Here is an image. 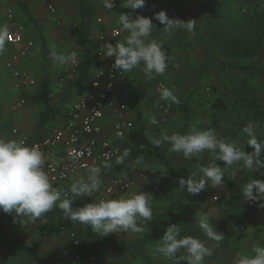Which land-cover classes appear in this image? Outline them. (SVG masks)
I'll return each instance as SVG.
<instances>
[{"label":"rangeland","instance_id":"1","mask_svg":"<svg viewBox=\"0 0 264 264\" xmlns=\"http://www.w3.org/2000/svg\"><path fill=\"white\" fill-rule=\"evenodd\" d=\"M34 1H38L41 5L34 7ZM92 1L96 9L94 41L101 30L100 26L97 25L96 18L100 17L108 29H119L122 32L119 42H124L128 33L118 25V15L121 13L131 14L133 19L137 16H144L152 19L155 26L149 39L160 42L169 56L168 67L163 75L154 73L149 78L137 68L124 73V77L121 79L123 82L121 90L124 98L120 99L118 103L125 104L126 112L129 108H137L136 94L139 89H142V99L138 111V115L141 116L142 127L138 129L140 132L138 139L143 138L141 136L144 134L152 136L147 137L148 139L143 138L142 146L149 145L150 138H158L162 133L169 135L173 133L185 134L194 126L199 130L213 129L218 138L235 142L237 147H244V150L250 153L253 148L246 144L247 135L242 131L249 121L256 125L257 136L264 139L263 77L244 70L232 72L222 69L223 65L218 68L210 61L213 55L224 65H249L264 68V30L255 33L253 40L249 42L241 39L236 40L238 38L234 37L237 33L236 29L226 27L225 31H221L220 25L212 26L210 22L204 20L198 11L194 10L192 16L196 25L202 29L205 35L204 43L199 44L195 34L186 31L184 35L186 46L180 50L174 48L170 50L161 38L164 25L162 26L159 21L154 19V13L161 10L167 13V9L171 7L175 11L174 15L179 18L184 16L186 22L191 18L180 0H146L143 9L135 10L122 7L123 0H114L113 9L106 8L104 0ZM21 2L30 7L36 24L43 32H38L35 25L23 15L20 9ZM234 2L237 10L245 14L249 12L250 8L264 10V0H234ZM54 3L55 13H52L46 0H0V27L6 26L9 30L10 22L6 17V12L12 10L14 23L24 26L25 41L34 43L32 54L27 57V60L23 61V57L18 62V64L21 63V71L32 76L38 85V79L41 80L42 78L39 76L43 75L44 60H47L49 67L55 68L59 73V89L55 90L54 98L55 100L61 99L66 106L71 104L69 106L71 108L85 91L79 92L69 89L65 81L67 79L65 71L71 70L72 64L63 67L57 66L50 59V56L53 50L58 54L75 53L79 63L81 44L73 30L77 25L81 0H55ZM206 6L209 7L206 4L200 8L204 9ZM41 34L46 39V45L42 42ZM222 34L226 39L220 40L218 38ZM237 43L242 44L241 52L232 53L231 51L234 50L232 47ZM224 44L226 45L224 46ZM17 52L9 46L7 41L5 42V50L0 52V68L4 73L6 82L11 80L15 83L13 73L8 71L9 68L6 67V63ZM162 86L174 88V94L179 97L181 102L174 104L170 101L161 100L159 89ZM2 87L4 84L0 83V90ZM23 90L26 93V90L22 88ZM76 95H80V97L76 98ZM216 100L225 103L227 108L218 109L215 107L214 102ZM22 101L25 100L22 99ZM162 105H169L171 114L168 124L157 129L151 122V117L158 118L159 108ZM12 129V124H9L6 132L14 137V129ZM136 142L133 144H139ZM163 146L164 157L162 159L154 158L151 162L136 159L129 163L126 158L122 166L127 165V167L117 169L118 171L126 169V172L124 173L125 170L121 171L117 176L123 179H137L138 185L150 189L154 201L157 200L162 203L166 199L168 204L174 201L179 204L182 203L177 206L176 212L179 218L183 214L186 221H183V224L179 226L181 236L199 238L213 249L212 255L205 257L204 264H236L238 254L252 255L254 246H264V209L259 207V204L264 203V201L253 202V206H251V202L245 201L242 193L243 186L250 179L264 180V168L250 174L246 171L237 172L236 166H233L226 170L223 186L212 188L209 184L198 195H190L186 188H180V178L188 179L192 172L198 171L200 165L207 166L210 163H217L224 167V162L215 161L212 154L206 150L194 156L199 162L189 163V159H185L182 154L169 153L168 148L170 146L168 144ZM261 158L264 159V156ZM137 160L140 161L139 164L135 163ZM154 160L155 162H152ZM128 164L132 167L128 168ZM130 169L135 172L134 176L130 177L132 172ZM140 174L144 176L142 179L137 177ZM238 191H241L239 196L237 195ZM235 196H237V200L234 199ZM230 201L234 205H231ZM152 210L153 219L148 223L140 222L139 227L143 229L139 232L142 235V240L147 234H152L153 238L159 237L161 235L160 230L164 228L165 209L162 210L158 207L157 209L152 208ZM242 214H245L246 217H241ZM202 219L208 222L218 233L223 234L224 239L219 244L208 240L203 234L199 227ZM93 234L96 235L94 232ZM114 234L116 233L105 236H109L107 238L110 245L113 242L111 237ZM161 243L162 239L157 242L152 239L150 253H153L157 245ZM119 245L116 251L117 254L121 255V261L120 263L118 261L117 264H128L130 261L132 262L131 257L135 258V256L144 259L148 257V261H151L150 255L143 251V244L133 242L131 248L126 242ZM141 250L142 252H140ZM96 252H99L98 262L102 260L103 264H115L112 252L110 255L104 254L105 252L99 249ZM136 252L140 253L135 255Z\"/></svg>","mask_w":264,"mask_h":264},{"label":"clouds","instance_id":"2","mask_svg":"<svg viewBox=\"0 0 264 264\" xmlns=\"http://www.w3.org/2000/svg\"><path fill=\"white\" fill-rule=\"evenodd\" d=\"M146 0H123L122 7L128 9H143ZM104 6L113 9L114 0H104ZM154 19L164 25L166 34L184 29L194 33V20L183 21L169 18L164 10L154 13ZM117 23L128 33L124 42L111 43L105 47L104 55H115L113 68L123 73L139 68L149 78L155 73L163 75L168 67L169 56L160 42L149 39L154 25L152 19L144 16L132 18L131 14L121 13ZM7 28L0 27V52L5 50ZM54 47V46H53ZM50 59L57 66H67L76 63L75 53H57L52 51ZM160 99L179 104L181 101L175 95L174 88L161 87ZM156 123V118L151 117ZM256 125L249 121L242 129L247 135L246 144L252 146V152H246L237 147L235 142L220 139L213 129L199 130L192 127L185 134L162 133L158 138H150V143L157 148L168 144L169 153H180L185 159H191L207 150L215 161H223L224 167L217 163L198 166V171L190 174L188 179H179L181 189L190 195H198L210 184L212 188L223 186V177L227 169L236 166V171L252 173L264 168V139L256 134ZM130 155L125 149L117 155L115 165H122ZM139 164L140 161L135 162ZM45 158L38 145H27L24 140L0 137V212L16 214L35 222L54 208L62 212L64 219L89 226L96 233L106 236L110 233L133 232L139 233L143 229L138 222L153 219L151 205L152 196L143 192H133L119 199H101L98 202L87 203L82 207L73 208L76 198L92 196L97 193L103 183L101 166H89L86 173L79 176L70 184L66 191L57 190L44 170ZM103 167L112 168V163H105ZM255 190V193H254ZM245 201H264V181L250 179L242 188ZM259 207L264 209V203ZM15 222V218H14ZM200 229L208 240L219 244L224 239L208 222L201 220ZM183 250L184 254H180ZM213 249L204 241L192 236H181V229L177 224L167 227L162 237V243L157 245L154 253L171 259L175 264L180 260H187L188 264H204L205 257L211 256ZM179 253V255H177ZM236 264H264V246L256 245L252 248V255L238 254Z\"/></svg>","mask_w":264,"mask_h":264},{"label":"crops","instance_id":"3","mask_svg":"<svg viewBox=\"0 0 264 264\" xmlns=\"http://www.w3.org/2000/svg\"><path fill=\"white\" fill-rule=\"evenodd\" d=\"M34 7L40 6L41 4L37 1H34ZM173 8L167 9V15L169 18H177L185 21L184 16L181 18L177 17V15H174ZM181 13V12H180ZM40 15V14H38ZM163 26V25H162ZM40 28H38V32H40ZM43 32V31H42ZM185 30L184 29H179L171 34H166L163 31L162 28V34L161 38L163 39L164 42H166V46L168 49L173 50L177 49H183L186 44H185ZM122 37V36H121ZM121 39V38H120ZM118 40V42L120 41ZM46 41V39H45ZM45 41H42L44 45L47 43ZM46 43V44H45ZM11 48H13L15 51L19 49V47H14L9 45ZM34 49V48H33ZM24 57V60H27V57L32 54V51ZM44 69H43V75L39 76L45 78L47 76L50 85H51V99L50 103L53 106L59 107L61 115L55 117L54 119L51 120V122L46 126V128L42 129L38 133V121H39V113L42 111V107L36 103V94L37 91L40 88V82L41 80L38 79V85L35 84L34 86H20V80L14 79L15 83L11 80L9 82L5 81V77L3 76L4 73L2 69L0 68V83L4 84V87L0 90V137H5L9 139H32L34 136L37 134L42 133L39 141L41 139H44L46 137H49L53 131V129L58 128V127H63L65 125V114L69 111V106H66L61 99H56L54 98L55 95V90L59 89V73L58 70H55V68L49 67L47 60H44ZM5 68V64H4ZM14 70H22L21 63L16 64L14 69H9L8 71L11 73H14ZM64 74V71H63ZM65 75H67L65 73ZM13 77V76H12ZM32 78V76H31ZM33 79V78H32ZM66 79V78H65ZM34 80V79H33ZM35 81V80H34ZM66 84L69 88V79H66ZM36 82V81H35ZM123 85L122 80H120L117 84L115 93H114V100L116 103L120 102V99L124 98V94L122 93L121 87ZM22 88L26 90V93H24V90L22 91ZM32 88V89H30ZM70 89V88H69ZM74 90V89H71ZM77 91V90H76ZM80 92V91H79ZM76 98H79L80 95H76ZM23 101V106L17 107V104L19 102ZM81 98V97H80ZM79 98V99H80ZM78 99V100H79ZM142 99V97H141ZM140 99V102H141ZM77 100V101H78ZM16 101V102H14ZM76 101V102H77ZM138 102L137 108H129L127 112H125V119L127 121H133L135 124L134 129L131 131L130 135L127 136L124 140L119 142L120 147L122 148V152L125 149L130 150V155H131V150L136 149L138 147H142V143L144 141L143 138L148 139L147 137L150 136V134L141 136L143 138L138 139L139 136V130L142 127V122H141V116L138 115L139 111V104ZM137 103V101H136ZM66 106V107H65ZM112 112H107V115L105 119L102 122V127L105 130L106 137L116 143V140L113 136V125H114V120L112 117ZM139 117H138V116ZM138 118V119H137ZM12 124L13 129L18 131V134H13L16 136L12 137V135L9 132H6L7 130V125ZM165 125L156 127L158 128H163ZM12 129V130H13ZM4 132V134H2ZM152 137V136H150ZM143 139V140H142ZM138 140V142H136ZM38 141V140H36ZM134 142L139 143V144H133ZM164 146L160 147V151L163 152V157H164V151H163ZM130 155L127 157L129 163L130 161L133 162V160L136 159H130ZM162 157V158H163ZM154 158H157L155 155L153 156H148V157H140L137 159H141L142 161H150ZM161 158V159H162ZM159 159V158H158ZM115 162V161H114ZM112 162L113 167L112 168H106L103 167L102 164L101 166V179L103 181L100 190L97 193H94L92 196H87V203H92L94 201H99L101 196L104 194V190L109 182V180L117 176V174L121 173V171L126 172V169L124 170H117L119 167L124 168L126 166L122 165H115V163ZM152 162H155L152 161ZM153 164V163H151ZM124 165V164H123ZM132 167L131 165L128 168ZM117 170V171H116ZM132 171V169H130ZM133 172V171H132ZM131 172V176H134V173ZM86 171H79L76 175L72 176L70 180L66 182V184L63 186L64 189H69L70 184L74 182L76 178L79 176L85 174ZM139 176V175H138ZM137 176V177H138ZM107 178V179H106ZM136 182V185L131 188L130 190L122 193L116 192L114 195L108 197L107 199H119L121 196H128L129 194L133 192H143L147 193L149 195L151 194L150 189L142 188V186L137 184V179H134ZM165 191V190H163ZM153 196L152 199L153 200ZM169 203V202H168ZM167 203V200L164 199L162 203H160L157 200L151 201L152 208L157 209L158 207L165 209L164 215H165V222L168 219V210L170 208V205L172 203H175V206L177 207L178 205L180 206L178 202H171L170 204ZM77 202L76 200L73 202L72 207L76 208ZM177 212V211H176ZM183 215V214H182ZM179 218L177 216V213L171 218V223L176 224L179 223L183 224V221H185L184 215ZM154 216V215H153ZM15 218V222H14ZM186 222V221H185ZM140 225V222H138V226ZM178 226V225H177ZM178 226V227H179ZM86 226L82 225L78 222H72L71 220L64 219L62 212L58 209V207L54 208L51 212L45 214L41 218L37 219L35 222H32L30 219H26L24 217H16V214H6L3 212H0V264H81L80 262L76 261L75 256L78 253H81L83 256L87 255H95L96 259H98L99 252H96L101 250L105 252L104 254L110 255L111 252L114 256V261L115 264L120 263L121 261V255L117 254L116 248L120 246L119 244L122 243H128L129 247L132 246L133 242L141 243L143 244V251L147 253V255H150L151 261H148L145 258H141L140 256H135L131 257L132 262L128 264H175L174 261L168 258L162 257L158 253H150V247H151V240L153 239L155 242L159 241L162 239L163 235L166 232V228H163L160 230L161 235L159 237H154L152 234H147L145 238L142 240V235L140 233H133V232H120L114 234L111 238L113 241L111 245L109 244V240L105 236H101V233H96L92 230V232L96 233L94 235L92 233L91 238L88 239L86 244H84L82 247L81 252H78V248H75L74 245L72 244V239L70 236V232L76 231L79 233V230L84 229L85 230ZM86 232H84L85 236ZM131 248V247H130ZM142 252V250L140 251ZM140 252H136L135 255H137ZM180 254H184L183 250L181 251ZM179 255V253L177 254ZM186 255V254H185ZM103 264L102 260L97 261L92 263V264ZM179 264H188L187 260H180Z\"/></svg>","mask_w":264,"mask_h":264},{"label":"built area","instance_id":"4","mask_svg":"<svg viewBox=\"0 0 264 264\" xmlns=\"http://www.w3.org/2000/svg\"><path fill=\"white\" fill-rule=\"evenodd\" d=\"M54 1L46 0L52 13H55ZM6 17L10 22L6 41L11 46L19 47L18 52L12 55L6 63L7 68L14 69L15 65L31 52L34 43L25 41L24 26L14 23L12 10L6 12ZM96 22L97 25L103 27V30L98 32V37L94 41L95 68L83 96L65 114V125L53 129L49 137L32 144L28 143V139H20L29 146H39L45 158L44 170L57 190L66 191L63 187L66 182L79 171H86L89 166L114 162L117 155L122 153L119 142L127 138L134 129V123L125 119V104L116 103L114 100L117 84L124 77V73L122 70L113 68L115 55L112 57L104 55L106 45L111 43L115 46L122 32L117 28L108 29L100 17L96 18ZM78 66L76 59V63L72 64L73 68L65 71L67 79H74ZM13 76L16 80H20V86L27 87L36 84L26 72L14 70ZM21 106H23V101L17 104V107ZM107 112H112L113 136L116 143L106 137V132L101 125ZM170 114V106L162 105L159 108L156 123H154L155 127L168 124ZM14 134H18V131L14 130ZM143 177V174L138 176L139 179ZM135 185L134 179L114 176L109 180L100 200L107 199L116 192H126ZM250 205L253 206V202ZM70 236L74 247L79 248L81 240L77 238L78 233L72 231ZM75 259L81 264H92L97 260L95 255L83 256L81 253H78Z\"/></svg>","mask_w":264,"mask_h":264},{"label":"trees","instance_id":"5","mask_svg":"<svg viewBox=\"0 0 264 264\" xmlns=\"http://www.w3.org/2000/svg\"><path fill=\"white\" fill-rule=\"evenodd\" d=\"M181 3L184 4L186 11L190 15V20H194L192 13L195 11H198L200 15L204 18L205 21L210 22L212 26H219L220 30L225 31L226 27H232L233 29H236L237 33L234 36L235 38L238 37L236 40L241 39L242 41L249 42L253 40L255 33H257L259 30H264V10H258L254 8H250L249 12L247 14L242 13V11L237 10L236 4L234 0H180ZM206 4L209 5V7H205L204 9L200 8L202 6H205ZM20 9L25 17L35 25V27L38 29V25L35 22V18L33 16V13L30 9V7L24 3H20ZM202 9V10H201ZM96 14L95 4L92 0H81V4L79 7V13H78V20L76 28L73 30L75 35L80 41L81 44V54L79 58V66L77 68V74L76 77L69 81V88L74 89L80 92H84L87 89L89 78L91 77L92 71L95 68V62L93 60L94 55V40H93V31H94V16ZM101 30H103V27H100ZM194 34L196 36V40L199 44H203L205 41V35L202 32V29L199 26H195ZM42 41H45L44 36L41 34ZM220 40L226 39L225 36L223 37V34L218 37ZM226 44H224L225 46ZM244 45V44H243ZM241 46L242 44L237 43V45L234 44V50H232V53H239L241 52ZM211 63L216 66L220 67V65H223L221 68L226 69L232 72L236 71H248L253 74L261 75L264 79V68L256 67V66H239V65H224L222 62H219V60L214 57L213 55L210 58ZM51 85L47 78H43L40 82V88L37 91L36 94V103L39 104L42 107V111L39 113V121H38V133L46 128V126L51 122L52 119H54L57 116L61 115L59 107L53 106L50 103L51 99ZM142 97V89H139L136 94V101L137 103L140 102V99ZM214 106L218 109H224L227 108L225 103H221L219 101L214 102ZM40 134H37L32 139L28 140L29 144H32L36 140L39 141L40 138H42ZM42 140V139H41ZM155 155L157 158L161 159L163 157V152L160 151V147L157 148L153 144H149L146 146L138 147L136 149L131 150L130 159H137L140 157H148ZM199 160L195 157L192 159H189L188 162H193ZM241 191L237 192V195L239 196V193ZM234 199H238L237 196H235ZM77 206L82 207L85 204H87V197H80L76 198ZM231 205H234L230 201ZM177 211V207L175 206V203H172L170 205V208L168 210V219L165 222L164 228L167 229L172 223L171 218L175 215ZM241 217H246L245 214H242ZM178 226L179 223H176ZM84 232H86L84 236ZM92 229L89 226H86L85 230L81 229L78 233V239L80 238L81 244L78 248V252H81L80 249H82L81 246L86 244L89 238L92 236ZM73 244V241H72Z\"/></svg>","mask_w":264,"mask_h":264}]
</instances>
